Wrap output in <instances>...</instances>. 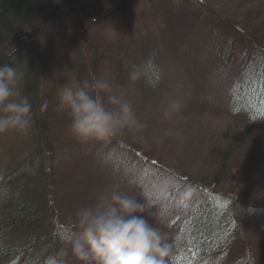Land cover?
Wrapping results in <instances>:
<instances>
[{
  "label": "rangeland",
  "instance_id": "1",
  "mask_svg": "<svg viewBox=\"0 0 264 264\" xmlns=\"http://www.w3.org/2000/svg\"><path fill=\"white\" fill-rule=\"evenodd\" d=\"M39 29L41 36L30 43L38 58L34 62L38 113L48 117L49 133L38 144L46 167L54 169L50 218L68 228L69 240L78 238L76 211L93 203L98 192L119 184L141 203H145L144 194L147 209L159 214L153 223L167 234L169 243L175 236L183 237L178 244L181 248L185 247L186 224L206 217L209 207L208 217L215 228L209 240L215 239L228 228L222 225L233 206L237 231L225 233L228 237L219 242L223 264H264V121L253 125L244 140L227 132L243 128L241 123L246 122L235 113L232 99L241 73L247 72L245 66L252 64L253 69L258 65V71L264 68V0H75L55 10ZM176 31L182 41L176 38ZM203 32L227 46H208L201 38ZM190 38L197 43L190 45ZM213 49H231L237 65L218 59ZM11 50L9 43L0 47L4 53L0 54V67L16 63L21 70L26 54L12 62L5 58ZM117 55L122 66L116 63ZM150 57L153 71L147 78L130 83L129 71ZM80 64L84 75L112 81L148 125L142 142L128 136L112 139L115 146L103 160L102 170L92 165V141H77L69 131V116L57 107L59 88L83 81ZM173 98L179 99L183 108L175 120L166 121L162 110ZM258 111L264 117V107ZM165 128L179 131L180 136L164 138ZM35 129L32 123L26 135L15 131L0 134V176L11 173L18 161L33 152L38 158ZM255 138L260 139L257 144ZM254 152L255 160L243 178L241 169L234 166L239 161L250 164L248 158ZM188 191L191 198L187 205H181V197ZM16 192V188L0 183V204ZM221 199L230 207H224L219 219L213 201ZM52 224V220L46 222V226ZM18 237H10L11 248L19 244ZM32 259L28 264H33ZM12 261L20 263L18 256L4 262ZM66 264H77L71 252Z\"/></svg>",
  "mask_w": 264,
  "mask_h": 264
},
{
  "label": "trees",
  "instance_id": "2",
  "mask_svg": "<svg viewBox=\"0 0 264 264\" xmlns=\"http://www.w3.org/2000/svg\"><path fill=\"white\" fill-rule=\"evenodd\" d=\"M74 1L75 0H0V47L9 43L14 49L12 52L10 51L5 58H9V60L15 62V59H17L21 53L26 54V61L21 69V71L24 72V78L21 82L20 91L22 95L29 98L32 104V123L35 125V130L37 131V135L34 137V140L37 142L35 152L38 153V158L33 156L35 155L33 152V155L29 157L26 156L23 160L18 161L11 173L6 171L0 176V183H4L10 188L14 187L17 189L14 196L11 195L13 198L0 204V264H8V262H4L5 259L7 260L10 258L14 260L16 256H18L20 260L19 264H28L31 258H33V264H57L60 252L65 250L69 255V252H71V244L75 240L74 237L69 240L68 228L55 224V220L50 218L52 214H49V197L51 196V189H54L53 183L51 185L50 181L54 169H51L52 166L50 168L46 167V162L41 152L42 149L40 144H38L41 143L43 136L49 133L47 130L48 117H43L42 112L38 113V107H40L38 94L39 84L36 77V67H34L37 55L32 53L34 46L33 43L32 46L30 43L33 38H39L41 36L39 26L48 16H51V14L61 6L70 4ZM178 32L176 31V38L178 41H182L181 34ZM23 38H25L27 42L20 44V40ZM201 38L207 41L208 46H218V48L227 46L226 43L221 44L218 38L214 39V36L209 35L207 32H203ZM194 43L196 44L197 41H193V39L190 38L189 44L192 45ZM261 49L264 50L263 48ZM209 50L212 51L211 48H209ZM213 53L218 59L232 60L231 66L237 65V59L234 58L231 49L230 52L223 50L214 51L213 49ZM115 60L116 63L119 62V65L122 66V63H120V56L117 55ZM250 66H245L247 72L241 73L239 77L241 83L237 85L236 93L234 97H232L233 105L237 109H235V113L238 114L240 118L246 120V122L241 123L243 126L241 129H227V132L233 134V136L239 140L247 138V131L253 125H259L264 121L263 113L258 111L260 106L264 107V68L258 71V65L253 69ZM79 70L83 80L91 79V76H89V78L88 74L87 76L84 75L82 65L79 66ZM251 70L252 72H249ZM245 78H249V80L247 81ZM257 141H260V139L255 138L254 144ZM92 143L90 148V151L93 150L92 152L94 153V156H92V165L95 169L102 170L101 164L103 160L108 157L107 153L111 151L110 148L114 147L115 143L112 139L106 141H92ZM49 151L51 155L55 153V149L52 146L49 148ZM256 153L254 152L250 155V158H248L250 164L245 163L242 165L243 163L239 161L240 165L237 164V166H234V168L237 167L241 169L240 175H243V178L248 173V167L255 160ZM132 156L135 157L136 155ZM225 164L226 163H224V165ZM223 171H225V168H223ZM223 200L224 199L218 200V203H214L215 200L213 201V206L217 209L216 213H218L216 217L219 219L223 215L224 207H230V203H226ZM232 207L229 208V216L225 219L226 224L222 225L228 228L223 230L220 236L217 235L215 239L209 240L210 234H213L215 231L210 221L212 217H208L209 207L206 209V217L204 216L201 219L197 218V220L194 221L195 223L190 221L186 224L184 228L186 231L184 236L186 240L183 241L185 247L181 248V246L178 245L182 241L183 237L181 236L173 237L170 243L172 245L171 264H223L224 256L221 252L222 248L218 247L219 242L224 236L237 231V224L233 222L235 219L232 214ZM220 210H222V212H220ZM147 211L153 214L149 218L150 222H153V219L159 216L158 212L151 208H148ZM48 220L54 222L50 227L46 226ZM212 221L215 222L216 227H218L217 220L214 221V219H212ZM189 226H192V228ZM200 226L202 230H197ZM195 230L197 231L195 232ZM218 231H220V227ZM15 236H19V244L11 248L8 242L10 237ZM231 239L233 240V238ZM213 246L218 248L212 250ZM208 251L211 252V254H209ZM10 253L13 254L12 257L9 256ZM12 262L13 264H17L14 261Z\"/></svg>",
  "mask_w": 264,
  "mask_h": 264
},
{
  "label": "clouds",
  "instance_id": "3",
  "mask_svg": "<svg viewBox=\"0 0 264 264\" xmlns=\"http://www.w3.org/2000/svg\"><path fill=\"white\" fill-rule=\"evenodd\" d=\"M154 68L151 57L133 66L129 82L135 84L147 78ZM23 78L19 64L0 67V134L15 131L26 135L32 126V104L19 88ZM115 89L112 81L94 74L90 80L59 88L57 107L69 116V131L77 141L86 144L124 136L144 140L147 123L138 117L126 95ZM182 108L179 99H169L162 119L175 120ZM162 136L179 137L180 133L165 128ZM142 196L145 203L115 184L76 211L74 227L78 238L71 244V255L77 264H171L172 245L167 234L150 222L153 214L147 211L146 198L143 193ZM190 198L191 191L185 192L180 204L187 205ZM67 255L62 250L57 264H66Z\"/></svg>",
  "mask_w": 264,
  "mask_h": 264
}]
</instances>
